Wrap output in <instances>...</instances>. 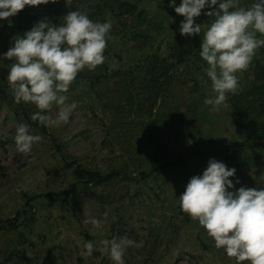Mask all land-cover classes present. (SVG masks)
I'll return each instance as SVG.
<instances>
[{
	"label": "rangeland",
	"instance_id": "rangeland-1",
	"mask_svg": "<svg viewBox=\"0 0 264 264\" xmlns=\"http://www.w3.org/2000/svg\"><path fill=\"white\" fill-rule=\"evenodd\" d=\"M122 2L136 6L135 13L117 0L105 11H99L105 0L68 6L49 0L23 30L14 16L0 20V72L7 76L13 61L4 54L39 21L59 26L79 10L94 22H110L113 37L106 62L81 71L65 94L76 104L67 124L33 121L35 105L15 103L8 82H0V264H114L100 241L123 236L142 242L126 250L125 264H236L182 212L179 197L213 159L236 169L229 191L264 188V148L246 145L264 141V47L239 74L238 94H229L227 107L214 113L203 102L212 88L199 56L212 20L204 13L212 9L195 18L201 35L189 37L180 34L184 17L169 4ZM57 111L54 105L47 114ZM20 123L43 137L28 154L15 146ZM166 165L173 167L161 169ZM78 167L114 176L101 186L86 185L75 175ZM89 217L101 226L86 224ZM88 241L94 249L83 256Z\"/></svg>",
	"mask_w": 264,
	"mask_h": 264
},
{
	"label": "clouds",
	"instance_id": "clouds-1",
	"mask_svg": "<svg viewBox=\"0 0 264 264\" xmlns=\"http://www.w3.org/2000/svg\"><path fill=\"white\" fill-rule=\"evenodd\" d=\"M47 3L49 0H0V20L17 15L26 6ZM70 3L66 0L67 6ZM169 6L184 17L180 34L189 37L201 35L202 25L195 23V18L205 8L212 9L204 13L212 20L203 29L199 56L206 62L204 72L212 88V94L203 102L209 111L219 112L227 107L229 94H238L239 74L250 68L257 51L264 47V0H255L250 7L241 6L240 0H182L179 6L171 0ZM111 28L110 22H94L87 12L74 10L64 16L62 25L39 21L23 38H16L14 46L4 54V58L13 61L7 82L14 102L35 105L37 111L31 119L41 125L67 124L76 104L67 103L65 94L81 71H95L106 62L104 53L113 39ZM54 105L58 107L55 117L47 114ZM42 140V136L31 134L28 124L17 125L14 142L19 153H30L32 146ZM235 172V168L209 160L203 174L193 176L187 183L179 206L206 231L215 248L223 249L236 264H264V188L229 191L234 188L229 178ZM85 223L101 226L94 217ZM100 243V251L114 264H125L129 247H142V242L136 243L127 236ZM84 248L86 252L81 255L91 256L93 242H86Z\"/></svg>",
	"mask_w": 264,
	"mask_h": 264
},
{
	"label": "trees",
	"instance_id": "trees-1",
	"mask_svg": "<svg viewBox=\"0 0 264 264\" xmlns=\"http://www.w3.org/2000/svg\"><path fill=\"white\" fill-rule=\"evenodd\" d=\"M117 1L121 2V9L125 10L126 13H128L130 15L135 13L136 6H134L128 2H122V0H117ZM159 2H160V4H164V5L166 4V0H159ZM181 2H182V0L179 1L176 4V6H179ZM109 5H110L109 0H105V3L102 6H100L99 11H105ZM164 5H163V7H164ZM39 6H42V4ZM39 6H35V7L26 6L22 11H20L17 15L14 16V18H13L14 23L19 25L20 30L24 29L23 26H25L27 24H32L36 20L37 14H39V12L41 10V8H39ZM53 7L54 6L52 4L49 7H47L46 8L47 13L44 12L45 14L43 16H47L48 14H50L51 8H53ZM165 10H167L166 7H165ZM172 10L174 11V7L172 8ZM173 13H175V12H173ZM136 19H138V17H136ZM6 81H7V75L0 72V82L6 83ZM246 145H248L252 148H255V149L264 148V141H262V142H246ZM232 146L238 147L239 144L235 143ZM171 167H173V166L172 165H166L161 169H169ZM75 175H76L78 180L84 182L86 185H94V186L104 185V184L110 182L114 176V175L105 176L101 172L89 171V170L83 169L82 167H78L75 170ZM10 224L14 225L12 223H10Z\"/></svg>",
	"mask_w": 264,
	"mask_h": 264
},
{
	"label": "built area",
	"instance_id": "built-area-1",
	"mask_svg": "<svg viewBox=\"0 0 264 264\" xmlns=\"http://www.w3.org/2000/svg\"><path fill=\"white\" fill-rule=\"evenodd\" d=\"M179 1H181V0H175V5L179 2ZM166 4L168 5H170L171 4V0H166ZM167 7H169V8H171L170 6H167ZM173 8V7H172ZM171 8V9H172Z\"/></svg>",
	"mask_w": 264,
	"mask_h": 264
}]
</instances>
